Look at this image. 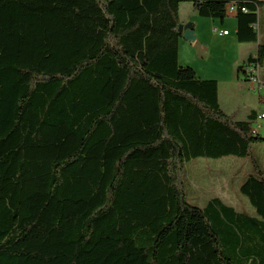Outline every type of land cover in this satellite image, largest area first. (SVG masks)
<instances>
[{
	"label": "trees",
	"instance_id": "obj_1",
	"mask_svg": "<svg viewBox=\"0 0 264 264\" xmlns=\"http://www.w3.org/2000/svg\"><path fill=\"white\" fill-rule=\"evenodd\" d=\"M183 3L259 41L261 0H0V264H264V138L181 65ZM225 158L256 216L187 202Z\"/></svg>",
	"mask_w": 264,
	"mask_h": 264
},
{
	"label": "crops",
	"instance_id": "obj_2",
	"mask_svg": "<svg viewBox=\"0 0 264 264\" xmlns=\"http://www.w3.org/2000/svg\"><path fill=\"white\" fill-rule=\"evenodd\" d=\"M194 10L189 6V10ZM194 13L197 12L194 10ZM198 15V14H197ZM199 16V15H198ZM197 40L189 43L183 39L179 42L180 63H192L197 75L203 80H216L219 83V101L224 112L234 121H248L256 113L253 129L263 135L264 118V0H261L259 12V41L241 44L238 41V21L231 15L225 20L212 18H190ZM229 29V30H228ZM228 31V35L222 34ZM195 48H200V58L194 56ZM193 56V57H192ZM255 58L260 65L261 86L253 85L239 67ZM200 67L198 65H202ZM228 67V70L226 68ZM258 93V94H257ZM233 179L229 180L232 182ZM231 191H223L225 199H232Z\"/></svg>",
	"mask_w": 264,
	"mask_h": 264
},
{
	"label": "rangeland",
	"instance_id": "obj_3",
	"mask_svg": "<svg viewBox=\"0 0 264 264\" xmlns=\"http://www.w3.org/2000/svg\"><path fill=\"white\" fill-rule=\"evenodd\" d=\"M189 3H183L180 6V22L183 25L185 22L192 23L194 15L197 18H202L194 13V10H189ZM229 30V29H228ZM190 43V42H189ZM194 56L201 59L200 48H195ZM193 57V56H192ZM203 62L200 67H204ZM195 68L194 65L186 63V65ZM195 70V69H194ZM228 70V67L226 68ZM264 138V125H263ZM258 131V130H257ZM253 158L257 161L261 171L264 173V141L256 143L252 148ZM251 159L225 158L221 160L198 159L192 160L186 164L185 185L187 192V202L191 205L205 208L213 198H220L229 206L234 207L240 212H245L250 216H256L254 208L249 200L240 193V186L247 176L255 173ZM233 179L232 182L229 180ZM223 191H231L232 199H225L222 195Z\"/></svg>",
	"mask_w": 264,
	"mask_h": 264
},
{
	"label": "built area",
	"instance_id": "obj_4",
	"mask_svg": "<svg viewBox=\"0 0 264 264\" xmlns=\"http://www.w3.org/2000/svg\"><path fill=\"white\" fill-rule=\"evenodd\" d=\"M243 12H246V10H243ZM237 13V6L233 5L229 9V14L230 15H235ZM259 26L257 25L256 28ZM222 34L228 35V31H223ZM245 74L248 77L249 81L255 85L256 87L261 86L262 82L260 79V65L259 63H249L247 67L245 68ZM261 118H264V115L261 116ZM257 131V129H255Z\"/></svg>",
	"mask_w": 264,
	"mask_h": 264
},
{
	"label": "water",
	"instance_id": "obj_5",
	"mask_svg": "<svg viewBox=\"0 0 264 264\" xmlns=\"http://www.w3.org/2000/svg\"><path fill=\"white\" fill-rule=\"evenodd\" d=\"M179 31L182 34V37L185 41L194 43L197 40V37L195 35V32L192 28V26L189 25H179Z\"/></svg>",
	"mask_w": 264,
	"mask_h": 264
},
{
	"label": "bare ground",
	"instance_id": "obj_6",
	"mask_svg": "<svg viewBox=\"0 0 264 264\" xmlns=\"http://www.w3.org/2000/svg\"><path fill=\"white\" fill-rule=\"evenodd\" d=\"M258 94V93H257Z\"/></svg>",
	"mask_w": 264,
	"mask_h": 264
}]
</instances>
